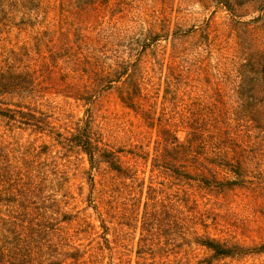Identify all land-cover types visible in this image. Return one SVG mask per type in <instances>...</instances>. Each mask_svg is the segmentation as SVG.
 <instances>
[{"label":"rangeland","instance_id":"1","mask_svg":"<svg viewBox=\"0 0 264 264\" xmlns=\"http://www.w3.org/2000/svg\"><path fill=\"white\" fill-rule=\"evenodd\" d=\"M220 1L225 0H25L21 12L5 22L0 34V68L33 78L36 89L31 96L42 100V111L61 116L62 123L88 119L97 138L118 151L122 161H132L131 152L139 146L151 155L155 130L146 129L140 118L122 105L114 88L80 96L76 92L78 81L62 70L86 49L125 59H135L141 51L150 65L156 56L164 61L167 40L160 39L141 50L149 35V11L141 16L136 7L139 3L172 4L173 15L184 14L186 23L198 25V43L201 34L207 33L210 45L198 66L205 64L210 73L219 76L217 80L206 75L198 78V161L211 165L210 158L203 159V142L215 143L219 128L228 146L227 158L242 167V175L225 174L235 182L223 192L203 189L198 183V237L206 235L250 250L240 256L211 257L198 244V248L186 251L188 264H264V116L255 114L249 120L244 112L261 95L237 104L235 78L237 62L242 60L257 77L254 89L264 93V0H228L229 9ZM158 88L157 110L163 93V87ZM182 102L169 103L170 115L182 108ZM17 126L0 117V178L20 176L21 183L34 186L35 193L29 199L32 211L49 223L64 226L67 232L76 214L99 225L92 208L94 203L98 205L99 196L105 205L98 207L106 206L113 219L109 225L125 221L117 217L122 207L134 208L132 230L125 242L126 264H134L149 163L137 160L136 173L143 180L137 191L122 184L110 189L102 186L104 165V169L90 170L79 148L58 144L45 148L42 143L49 144L50 138ZM177 135L182 139L183 132ZM107 175L113 182L119 180L111 177L112 173ZM117 204L120 206L115 209Z\"/></svg>","mask_w":264,"mask_h":264},{"label":"trees","instance_id":"2","mask_svg":"<svg viewBox=\"0 0 264 264\" xmlns=\"http://www.w3.org/2000/svg\"><path fill=\"white\" fill-rule=\"evenodd\" d=\"M24 2L0 0V34L5 22L21 12ZM220 2L230 8L228 0ZM136 9L141 16L149 11V35L140 46L141 50L150 48L160 39L167 40L168 53L164 61L163 57L156 56L150 65L141 51L135 59H125L86 49L78 56L73 54L77 59L62 71L78 81L76 92L80 96L114 88L122 105L132 110L146 129L155 130L151 155L139 146L131 152L132 161H122L118 151L97 138L94 125L88 119L62 123L57 113H45L41 109L42 100L31 96L36 89L33 78L21 76V71L15 69L6 72L0 68V117L50 138L49 144L42 143L45 148L57 144L79 148L86 155L90 170L104 169L101 167L104 165L105 170L101 171L103 187L111 189L122 184L123 187L134 186L137 191L143 185L136 173L137 160L149 163L150 179L142 203L134 264H188L186 251L198 248V244L207 249L211 257L247 253L250 250L243 245L206 235L198 237L196 229L198 183L203 189L223 192L235 182L226 173L242 175L241 164L227 158L228 146L219 128L215 143L203 142V159L210 158L211 165L198 161V78L203 75L219 78L210 73L205 64L198 66L210 45L208 35L201 34L198 43V25L186 23L184 14L173 15L172 4L147 6L139 3ZM84 59L86 62L80 64ZM235 71L237 104L261 95L244 110L245 117L253 120L255 114L264 116V93L254 89L253 81L257 77L252 74V68L240 60ZM158 86L163 87L159 110L155 107ZM187 99L188 103L182 102ZM176 101H181L183 106L172 116L168 105ZM221 119L218 118L217 124ZM179 131L183 132L182 139L177 135ZM106 169L107 173H112L111 177L119 180H109ZM21 182L20 176L0 178V264H126L125 242L132 230L134 208L122 207L117 217L125 221L109 225L113 219L106 206L98 207L104 204L99 196L98 205L92 206L99 225L76 214L72 218L74 225L67 232L64 226L49 223L43 215L32 211L29 199L35 187ZM134 201L132 207L136 205ZM118 204L114 205L115 209L120 206Z\"/></svg>","mask_w":264,"mask_h":264}]
</instances>
